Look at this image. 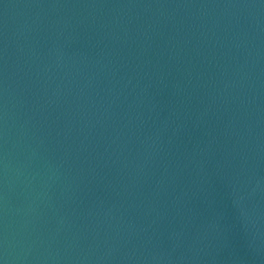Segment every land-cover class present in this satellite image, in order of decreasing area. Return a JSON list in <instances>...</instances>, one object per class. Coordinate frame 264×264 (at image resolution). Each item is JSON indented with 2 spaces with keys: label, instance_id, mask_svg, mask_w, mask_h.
<instances>
[{
  "label": "water",
  "instance_id": "water-1",
  "mask_svg": "<svg viewBox=\"0 0 264 264\" xmlns=\"http://www.w3.org/2000/svg\"><path fill=\"white\" fill-rule=\"evenodd\" d=\"M0 264H264V0H0Z\"/></svg>",
  "mask_w": 264,
  "mask_h": 264
}]
</instances>
